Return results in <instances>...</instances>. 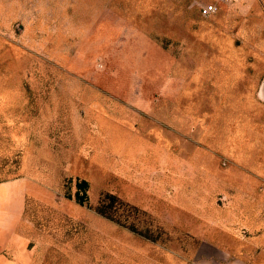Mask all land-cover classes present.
Here are the masks:
<instances>
[{
	"label": "rangeland",
	"instance_id": "374dc122",
	"mask_svg": "<svg viewBox=\"0 0 264 264\" xmlns=\"http://www.w3.org/2000/svg\"><path fill=\"white\" fill-rule=\"evenodd\" d=\"M212 1L0 0V264H264V0Z\"/></svg>",
	"mask_w": 264,
	"mask_h": 264
},
{
	"label": "trees",
	"instance_id": "16d2710c",
	"mask_svg": "<svg viewBox=\"0 0 264 264\" xmlns=\"http://www.w3.org/2000/svg\"><path fill=\"white\" fill-rule=\"evenodd\" d=\"M76 187L77 191L75 195L72 196L71 194H69L66 196L69 198L74 197L75 201L78 202L80 205L88 204L89 182L85 179H77ZM120 209H123L126 212L127 216L139 213V208L122 200L116 194H111V192H106L105 195L102 197L101 202L96 206L97 213L106 216L111 220L118 222L119 224L127 226L130 231L140 233L143 235V237L147 239H157V237L152 235L149 230L139 229V227L134 222L128 223L127 219H122L119 215L114 214Z\"/></svg>",
	"mask_w": 264,
	"mask_h": 264
},
{
	"label": "built area",
	"instance_id": "2783aa9c",
	"mask_svg": "<svg viewBox=\"0 0 264 264\" xmlns=\"http://www.w3.org/2000/svg\"><path fill=\"white\" fill-rule=\"evenodd\" d=\"M228 1H230V0H216L215 2L212 1V2H209V3L202 4L200 6V12L204 16H209V15H211L213 13L215 14L217 12V10H218V5L220 3H226ZM231 1H233V0H231Z\"/></svg>",
	"mask_w": 264,
	"mask_h": 264
},
{
	"label": "crops",
	"instance_id": "0c3cea01",
	"mask_svg": "<svg viewBox=\"0 0 264 264\" xmlns=\"http://www.w3.org/2000/svg\"><path fill=\"white\" fill-rule=\"evenodd\" d=\"M7 183V182H6ZM3 184H5V183H3ZM0 185H2V184H0ZM7 203H8V199H7ZM23 210V209H22ZM22 210L20 211V214L22 215ZM5 214H6V212H5ZM22 218V217H21ZM235 264H239V263H235ZM242 264H248V263H242Z\"/></svg>",
	"mask_w": 264,
	"mask_h": 264
}]
</instances>
